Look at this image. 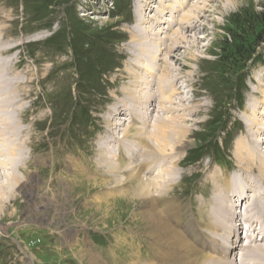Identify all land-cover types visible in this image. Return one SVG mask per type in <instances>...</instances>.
<instances>
[{"label": "rangeland", "instance_id": "rangeland-1", "mask_svg": "<svg viewBox=\"0 0 264 264\" xmlns=\"http://www.w3.org/2000/svg\"><path fill=\"white\" fill-rule=\"evenodd\" d=\"M139 14L146 21L141 26ZM186 14L191 21L184 19ZM262 14L264 0H0L2 47L14 49L1 55L0 62L18 55L0 76L4 114L14 124L0 133V264H89L80 251L96 255L101 264L172 262L168 249L173 244L179 248L180 240H168L184 232L176 213L184 222L189 218L198 226L209 225L215 191L241 170L236 154L245 157L250 127L264 130L254 124L259 119L264 124ZM138 25L159 33L154 37L160 40L169 37L168 47L178 29L183 31L180 38L187 37L166 62H171L169 72L182 93L173 96V104L164 101L175 110L161 118L166 142L174 145L185 134L192 147L171 153L152 167L154 172L143 173L149 179L170 168L176 173V183L165 195L181 211L168 208L171 215L162 216L161 222L171 229L166 239L145 221L152 201L143 206L144 201L131 196L136 187L131 176L126 171L111 173L99 161L100 154L111 151L115 163L119 159L122 164L118 169L138 164V144L125 154L120 139L105 138L109 110L123 107L132 89L131 72L145 82L151 79L150 73L134 68L140 64L131 58L135 38L140 40ZM236 47L257 54L249 60L250 53L238 56ZM157 55L151 57L154 68L166 59V54ZM159 70L157 78L163 75ZM247 109L258 113L251 116ZM124 122L121 135L129 123ZM14 148L18 158L12 159L7 150ZM194 157L198 161H192ZM220 160L226 165H219ZM257 173L246 176L258 178ZM150 191L156 200L159 193ZM160 251L167 255L158 256ZM201 252L203 257L211 255ZM182 258L189 260L187 255Z\"/></svg>", "mask_w": 264, "mask_h": 264}, {"label": "bare ground", "instance_id": "bare-ground-1", "mask_svg": "<svg viewBox=\"0 0 264 264\" xmlns=\"http://www.w3.org/2000/svg\"><path fill=\"white\" fill-rule=\"evenodd\" d=\"M139 15H140L139 19L141 20L140 21L141 22L140 26H141L142 24H145L146 21H144L145 19L142 18V14H139ZM184 19L191 21V17L187 14L184 16ZM2 22H3V19H2ZM4 22L2 24H4ZM148 28H151V27H148ZM192 29L193 28L190 27V30H192ZM137 30H138L137 34L138 35L141 34L140 40L135 38V40H137L135 42L136 49L134 47L135 51L131 52L132 56H133L131 58L133 59L132 61L135 60L140 65L135 67L133 64V66L138 71L150 73L151 76L149 74L148 75L151 77V79H150L151 83L149 81L145 82V80H143L142 76L138 75L139 73H136L135 71L131 72V74L133 75L132 77H134V79H133L134 81L131 84L132 89L130 88L131 90L129 89L130 91H128V93L126 94L127 95V96H125L126 101H125V104L123 107H118L117 109L115 108V110H113V109L109 110V112H108L109 115L106 118V121H107L106 126H107V132L108 133L106 132L107 135L105 138H107V139L109 138L111 140L112 137H116L117 139H120V143L118 144V146H119L120 150H124V152H126L125 154H127V152H130L131 149L134 148L133 146H136L137 144L140 147H142V148H140V147L135 148L137 150V153L140 156L139 160H137L138 164L135 166L125 165V167H123V169H118L122 164L119 163V161H120L119 159H117L118 162L115 163L114 159L117 156L114 153H112L111 151L106 152L107 154H105V153L100 154L99 155V161H100L101 165L105 166L108 170H110V172L112 171L111 173H116V172L121 173V171H126L131 176V180L133 182L134 181L136 182V185H135L136 187H134L135 189L133 190L131 196L133 197V199H137V200L140 199L141 201H144L143 206L148 205V203L150 201H152L151 203H152V205H154L153 210L151 212H149V214L144 216L145 221H147V222L149 221L151 224L155 225L156 226V232L165 238L166 235L168 236L171 229L168 228L169 225L166 226L165 225L166 223H162L161 221H163V217L171 215L169 213L170 211L168 208H174V209L178 208V210L181 211L180 210L181 208L178 206V204H175V202L173 203L171 201L169 202L168 201L169 199L166 198V195L168 194V192L170 191V189L172 188L174 183H176L175 182L176 181V178H175L176 173L172 168H170V169H167L165 172L160 171V173L155 175L153 179H149L148 177L143 175V173H144V171H145V173L148 171L154 172L152 170V167L157 168L159 166L160 161H162L166 158H169L168 156H170L171 153H174L176 151H181V150L185 151V150L192 147V145L187 140V137L185 136V134H183L182 140L176 141L174 145H170V143L166 142L165 138H167V137H166V132L164 130L165 127H164V124L162 123L163 122V120H162L163 116L168 115V114L171 115V113H173V111L175 110V109L173 110V109L169 108V106L167 107L166 103L164 101L167 99L168 104H173L174 103L172 101L173 96L182 93L181 92L182 91L181 86H178L177 77L176 78L172 77L171 72H169L171 70V66H170L171 62L169 64H166V62L169 59H171V58H168L169 55L171 54V50L173 48L175 49L176 47H178L177 45L184 43L186 41L187 37L185 38L184 36L181 35V38H180V36H178V33H180L182 29L180 31L178 29L179 32L178 31L174 32L175 37H172L173 38V40H172L173 45H171L172 47H168V46H166V43H167V39L169 37H166L165 40H164V38L162 40H160V39H158L159 35H160L159 33H158L159 34L158 35V34H154V33L152 34L151 30L142 31L139 28V25L137 27ZM0 31H1V29H0ZM182 32L180 34H182ZM154 36L155 37L157 36L158 38H155ZM4 37L1 36V32H0V56L3 54H11V52H14V49H8L7 50V49H4L6 47H4V46H3L4 48L2 47V43H3L2 38H4ZM6 37H8V36H6ZM12 46H10V47H12ZM158 53H160L161 55L166 54V59L163 60V61H165V62H163V64H160L161 66L158 65V63H157V67L154 68L153 67V60L151 62V57L152 56L154 57ZM157 56H159V55H157ZM16 57H18V55H13V57H10V59H6V61L0 62V76H2L4 74L3 70L5 69L7 64L12 66V61ZM146 61H149V62L147 63ZM16 63H18V61ZM11 68H14V67H11ZM161 68L163 70V75H160L157 78L156 77L157 70L160 71L159 69H161ZM6 69H7V67H6ZM15 74H16V72H15ZM152 77H153V79H152ZM20 82H22V81H20ZM25 82L26 81H24V83ZM28 83H31V82H28ZM19 84L20 83H18V85ZM4 87H6V86H4ZM9 88H11V87H9ZM127 88H129V87H127ZM173 89L176 90L175 93H174ZM170 90L173 92L168 93V91H170ZM122 92H124V91H122ZM7 93H9V91ZM6 96H8V95H6ZM22 96H24V95H22ZM23 99H25V98H23ZM3 101H5V100H3ZM14 101L15 100L10 101V104L11 105L13 104V106L15 105V103H13ZM1 102L2 101L0 100V114H1L0 115V118H1L0 119V133L3 130V127H7V126L10 127V126L14 125L11 118L7 114H4V113H6L7 107L5 108L2 105L3 102L2 103ZM12 109L14 110V108H12ZM126 110H127V112H126ZM2 113H3V115H2ZM252 113H253V115L256 116V113H258V112H256V111L252 112L250 109H247V114H251V116H253ZM261 115H263V117H264V113H261ZM20 116H21V114H20ZM174 117H176V116H174ZM153 118L155 120H153L154 122L151 126L149 125L150 128L148 129L146 124H148L149 122L151 123L150 120H152ZM181 118H182V116H181ZM176 119H178V118H176ZM122 120L127 121V122L129 121V123L127 124V126L125 128V131H123L124 133H122L123 135H121L120 132L122 131V128L125 127L126 123L125 122L123 123ZM171 120H173V119H171ZM261 120L262 119H259L258 122L257 123L255 122L254 124H257L258 127L264 126V124L259 123ZM168 121H169V119L167 120V122ZM132 124H133V126H132ZM138 124H139V127L137 126ZM178 125H179V123H178ZM181 126H183V125H181ZM8 127L6 128L7 131L9 129ZM143 127H147L146 128L147 130L145 131V129H143ZM11 128L15 131L17 130L16 126L11 127ZM250 129L251 130H249V131H252V134L248 140L249 141V145L247 146L248 148L246 146L244 147L245 157L244 158L241 157L242 152L236 154L237 158L240 159V160H238V162H239V167L241 169V170H239V172L237 174L238 176L235 179H234V177L232 178V180L229 179V181H227V184L223 185L221 190L215 191L216 195H215V199L213 201V204H214L213 209L214 210H212V211L210 210L211 211L210 214L207 215L208 216L207 219L210 222V223L208 222L209 225H205L204 223L201 222L200 225L198 226L195 221H191L189 218H187L186 222H184V221H182V219H180V218H182V216L180 215V212H178V210H177V212H178V213H176L178 216L177 219H179V221H180L179 226H181L182 227L181 229L184 231V232H181L184 235V237L181 235L180 230H179V232L176 231L177 233H174L171 236V240L169 239L168 241H172V240L175 241L176 240L175 238L177 236H179V237H177V240H180L179 245L182 248H184L185 246L191 245V246H193V248L197 249L198 247L201 246L200 250L197 249V252H195L194 255H192L193 248L191 246H190L191 249L188 247L185 249H181L180 246H179V248H177L176 246L174 247V244L172 246H170V244H168L171 247V249H168V250H170V254L173 256V258H172L173 261L172 262L170 261L171 263L168 262V263H162V264H198V263H201V260L205 261L203 264H264V130H261V129L259 130L258 128L256 130L252 127H250ZM111 135H113V136H111ZM120 135L122 137H120ZM180 135H179V137H180ZM170 138H171V136H170ZM122 141H123V143H122ZM1 142H3V141H1ZM6 142H7V140H6ZM8 142H10V141H8ZM12 144H14V143H12ZM105 147H106V145H105ZM1 148H2V146H1ZM7 151H8L7 153H9V155L12 156V159L18 158L17 154H16L17 150L15 148L14 149H8ZM101 152H103L102 149H101ZM0 153H1V151H0ZM110 155H111V158H109ZM0 156H1V154H0ZM167 160H169V159H167ZM124 161H125V159H124ZM164 164L165 163L163 162V166H164ZM176 166H178V165H175L173 168L176 169L177 168ZM150 168H151V170H150ZM254 171L258 172L257 173L258 178L253 179L250 177L248 178V176H246V174H252V173H254ZM161 172L163 173V175L161 174ZM241 172H242V174L240 175ZM160 175H162V176H160ZM233 180H234V183H232ZM121 182H120V184H121ZM117 183H119V181ZM161 188H165V189L167 188V191L165 189L163 190ZM150 190H157V192L159 193V195L157 196V199L155 200L156 196L154 198L155 202H154V200H151L152 194L154 191H150ZM157 192H155V193H157ZM160 194H164V196H161ZM137 197H140V198H137ZM158 198L159 199L162 198L161 201L163 202V204H161L162 205L161 207L157 206V201L159 200ZM211 203H209V205L212 206L213 204H211ZM164 214H165V216H163ZM176 214H174V216H176ZM181 222H183V223H181ZM157 223L159 225H157ZM243 223H245V224H243ZM207 226H210V227H207ZM197 228H199V229H197ZM201 228H204L203 231H201ZM241 231H242L241 235H242L243 240H240ZM203 232L206 233V237L203 236V234H202ZM186 239H188V240H186ZM157 244L161 246L160 243H157ZM168 245H166V246H168ZM162 246H164V245H162ZM169 246H168V248H169ZM201 248L203 249V251H208V253H211V255L208 257H203L202 256L203 253L201 252ZM171 250L173 251L174 254L171 252ZM166 253H163L160 251L158 256L159 255L163 256ZM80 254H82L84 257H88L89 264H99V263L101 264L102 263L97 258V256L94 254H86L82 251H80ZM186 255H187V258L189 260H190V258L193 257L194 261L193 260L192 261H189V260L185 261L184 258H182V257H184ZM231 255H233L232 259H231Z\"/></svg>", "mask_w": 264, "mask_h": 264}, {"label": "trees", "instance_id": "trees-1", "mask_svg": "<svg viewBox=\"0 0 264 264\" xmlns=\"http://www.w3.org/2000/svg\"><path fill=\"white\" fill-rule=\"evenodd\" d=\"M261 16H262V17H260V22H261V24H262V27L264 28V14H262ZM235 52L237 53L238 56H243V55H246V54L250 53V54H249V57H248L249 60H252L251 58H252L255 54H257L255 51H254V52H243V51L241 50L240 47H239V48L236 47V48H235ZM217 157H218V156H217ZM217 157H216V159H218ZM187 158H189V157H187ZM198 159H199L198 157H194V158H192L191 160H192V161H198ZM216 161H217V160H216ZM218 162L220 163V162H222V161L220 160V161H218Z\"/></svg>", "mask_w": 264, "mask_h": 264}]
</instances>
